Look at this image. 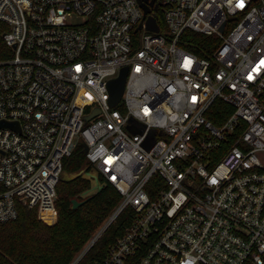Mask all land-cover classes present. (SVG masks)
Listing matches in <instances>:
<instances>
[{"label": "built area", "instance_id": "1", "mask_svg": "<svg viewBox=\"0 0 264 264\" xmlns=\"http://www.w3.org/2000/svg\"><path fill=\"white\" fill-rule=\"evenodd\" d=\"M144 1L0 0V222L81 150L121 199L72 264L127 210L93 264H264V0Z\"/></svg>", "mask_w": 264, "mask_h": 264}, {"label": "trees", "instance_id": "2", "mask_svg": "<svg viewBox=\"0 0 264 264\" xmlns=\"http://www.w3.org/2000/svg\"><path fill=\"white\" fill-rule=\"evenodd\" d=\"M0 28V51L7 50ZM196 39H208L207 35L194 34ZM192 49L207 53L209 50L195 45ZM9 52V50H8ZM223 107L226 113L232 108L218 100L216 107ZM214 121L222 120L211 116ZM227 117V114H226ZM225 118V116H224ZM221 118V119H224ZM89 162L81 150L65 159L64 170L70 173L85 168ZM88 169L92 168L89 163ZM87 168V167H86ZM102 182L104 178L100 177ZM91 186L90 179L82 175L63 180L58 184L56 208L58 220L48 224L39 219L38 208L20 206L19 216L8 222H0V264H72L83 249L100 230L109 214L121 199L119 191L110 183L88 201L73 208V199L82 200L80 193ZM130 210L121 214L79 260L77 264H93L107 256L117 236L124 232L129 223ZM45 217V214H42Z\"/></svg>", "mask_w": 264, "mask_h": 264}, {"label": "water", "instance_id": "3", "mask_svg": "<svg viewBox=\"0 0 264 264\" xmlns=\"http://www.w3.org/2000/svg\"><path fill=\"white\" fill-rule=\"evenodd\" d=\"M140 2L142 4V6L144 7L145 14L147 12H149L150 6H148L146 1L140 0ZM147 21H148V27L150 29H152V30H158L159 29V25H158L154 16H152V15L149 16ZM128 69H129L128 66H124L121 69L120 75L115 77V78L110 79V81H109V90H110V94H111V96H110L111 105H116L121 100V98L123 96V93L125 90V85H126ZM98 113H99V110L95 109L92 114L87 116V119L88 120L91 119L92 117H94ZM1 123L8 124V122H5V121L0 122V124ZM85 150H87V148ZM80 175L90 179L91 186L88 189H86L80 193L82 200L78 199L79 196H77V198L73 199V205H72L73 208H77L80 205H82L83 203H85L86 201H88L90 198H92L95 194L99 193L107 185V183L102 182L100 180L99 173L94 167H92L91 169H88V167H87L85 169H82L79 172H73V173L64 171L63 175H62V179L71 180V179H74Z\"/></svg>", "mask_w": 264, "mask_h": 264}, {"label": "rangeland", "instance_id": "4", "mask_svg": "<svg viewBox=\"0 0 264 264\" xmlns=\"http://www.w3.org/2000/svg\"><path fill=\"white\" fill-rule=\"evenodd\" d=\"M1 34H2V32H1ZM64 180V179H63ZM59 189H57V198H58V194H59V191H58ZM57 198H56V200H57ZM55 207H56V201H55ZM57 209V208H56ZM58 211V210H57ZM42 214L44 215V212L43 213H41V216H42ZM38 217H39V219L40 220H42L43 222H44V220L39 216V212H38ZM57 220H58V218H57ZM57 220L54 222V223H52V224H55L56 222H57ZM49 224V223H48ZM51 224V225H52Z\"/></svg>", "mask_w": 264, "mask_h": 264}, {"label": "flooded vegetation", "instance_id": "5", "mask_svg": "<svg viewBox=\"0 0 264 264\" xmlns=\"http://www.w3.org/2000/svg\"><path fill=\"white\" fill-rule=\"evenodd\" d=\"M88 166H90L89 163L87 164V166H85V168L88 167ZM85 168H83V169H85ZM81 170H82V169L78 170L77 172H79V171H81ZM64 171H65V170H64Z\"/></svg>", "mask_w": 264, "mask_h": 264}, {"label": "bare ground", "instance_id": "6", "mask_svg": "<svg viewBox=\"0 0 264 264\" xmlns=\"http://www.w3.org/2000/svg\"><path fill=\"white\" fill-rule=\"evenodd\" d=\"M50 220H53V218H49Z\"/></svg>", "mask_w": 264, "mask_h": 264}]
</instances>
